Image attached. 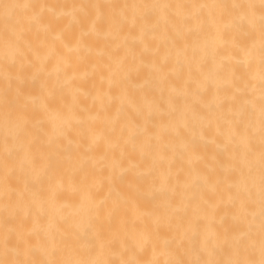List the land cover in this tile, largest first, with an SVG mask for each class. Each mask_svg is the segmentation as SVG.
<instances>
[{
	"label": "bare ground",
	"instance_id": "bare-ground-1",
	"mask_svg": "<svg viewBox=\"0 0 264 264\" xmlns=\"http://www.w3.org/2000/svg\"><path fill=\"white\" fill-rule=\"evenodd\" d=\"M0 264H264V0H0Z\"/></svg>",
	"mask_w": 264,
	"mask_h": 264
}]
</instances>
